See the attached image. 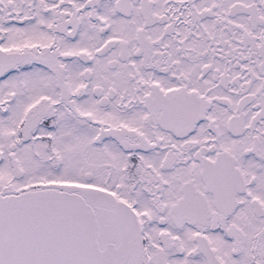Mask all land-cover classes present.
I'll return each mask as SVG.
<instances>
[{
  "label": "snow or ice",
  "instance_id": "snow-or-ice-1",
  "mask_svg": "<svg viewBox=\"0 0 264 264\" xmlns=\"http://www.w3.org/2000/svg\"><path fill=\"white\" fill-rule=\"evenodd\" d=\"M0 264H264V0H0Z\"/></svg>",
  "mask_w": 264,
  "mask_h": 264
}]
</instances>
